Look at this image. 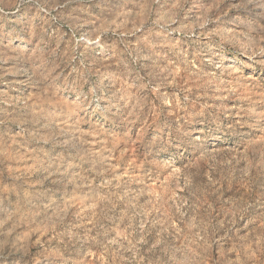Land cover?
Masks as SVG:
<instances>
[{
	"label": "rangeland",
	"instance_id": "374dc122",
	"mask_svg": "<svg viewBox=\"0 0 264 264\" xmlns=\"http://www.w3.org/2000/svg\"><path fill=\"white\" fill-rule=\"evenodd\" d=\"M0 264H264V0H0Z\"/></svg>",
	"mask_w": 264,
	"mask_h": 264
}]
</instances>
